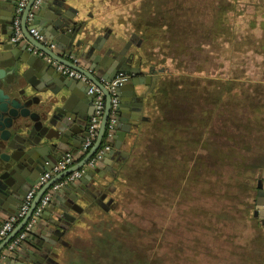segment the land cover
Instances as JSON below:
<instances>
[{
    "label": "rangeland",
    "instance_id": "374dc122",
    "mask_svg": "<svg viewBox=\"0 0 264 264\" xmlns=\"http://www.w3.org/2000/svg\"><path fill=\"white\" fill-rule=\"evenodd\" d=\"M142 1L102 8L111 25L136 31ZM162 1L182 52L169 56L165 26L144 32L143 53L164 68L150 120L100 185L103 203H86L71 222L56 264H264V229L253 215L264 151L260 0H177L188 12ZM219 5L228 9L215 27ZM199 29L214 32L203 42Z\"/></svg>",
    "mask_w": 264,
    "mask_h": 264
},
{
    "label": "water",
    "instance_id": "95a60500",
    "mask_svg": "<svg viewBox=\"0 0 264 264\" xmlns=\"http://www.w3.org/2000/svg\"><path fill=\"white\" fill-rule=\"evenodd\" d=\"M34 1H29L22 14V30L26 41L23 46H19L18 42L11 41L18 0H0V226L3 223L1 211L14 206L10 210L13 213L17 212V207L22 205L32 185L55 164L56 154L61 150L71 149L70 141L77 142L85 127H89L94 114L91 108L82 102L84 98L78 89L82 88L79 84L81 80L63 73L55 75L50 70V65L46 67L38 60V54H32L28 48L30 44L59 62L86 74L105 93L106 105L93 146L83 158L53 176L38 190L26 215L0 243V251L25 226L45 191L84 165L102 143L112 111V95L103 81L112 79L118 73L139 75L141 72V67L133 66L135 55L129 53L132 41L119 47V43L107 34L92 40L93 33L86 31L85 25L81 26L75 20L77 10L68 5L66 0L56 1L55 14L52 15L50 22L40 20V29L45 34L53 36L55 43H64L62 47L74 55H77L74 48H78L80 50L78 55L89 58L93 64L88 67L82 66L45 47L29 32L31 25L27 21V15ZM79 34L82 38L74 43ZM26 65L30 68L25 69ZM98 70L103 74L97 75ZM151 71L156 72L154 68H151ZM28 72L36 74L35 80L30 79L29 84H25L22 79L28 77ZM144 79L148 83L151 82L150 75ZM140 80L133 78L131 86L145 81ZM123 88L122 85L117 88L118 96L122 94ZM85 89L88 91L87 84ZM73 94L81 100L75 102ZM120 105H124L122 100ZM136 115L138 114L133 116L134 119L138 118ZM123 120L121 119L122 126L117 132L119 141L108 154V163H112L114 156L125 158L127 155V152L121 150V143L133 123L126 124ZM89 180H92V176L86 173L81 178V182L84 183L82 186L86 187ZM74 185L78 184L70 183L63 189L69 191ZM68 207L63 210L68 212ZM62 218L56 216L51 221L53 228H60L56 232L54 230L52 234L56 240L63 234Z\"/></svg>",
    "mask_w": 264,
    "mask_h": 264
},
{
    "label": "crops",
    "instance_id": "0c3cea01",
    "mask_svg": "<svg viewBox=\"0 0 264 264\" xmlns=\"http://www.w3.org/2000/svg\"><path fill=\"white\" fill-rule=\"evenodd\" d=\"M56 1L58 0H43L38 10L36 11L34 19L32 20V22H29V24L35 26L47 37V39L51 40V42H54L55 46L51 49L56 53H59L60 56H63L64 58H67L72 62H76L77 64L85 67L92 65L93 62L89 58H82L78 55V52H80L78 48H74V51L77 53V55H74L68 49L65 50L62 47L64 46V43H55L53 36L45 34L40 29L41 27L39 25V21L49 20L48 22H50V20L52 19V15L55 14L57 8ZM105 2H107V0H66V3L68 5L77 10L75 11V20L81 26L85 25L84 28L87 29L86 31H90L91 33H93L92 40L100 35L107 34L111 39H115L119 43V47L123 46L129 41H132V44L129 48V53L135 55L133 66L141 67V72L139 75H129V80L122 85L124 87L122 94L119 96L117 95V104L113 109L117 122L115 125L113 136L111 138V144L113 148H115V144L117 143V141H119V139L117 138V132L121 129L122 126L121 119H124L123 121H125L124 123L126 124L133 123L130 130L126 131L124 140L121 143V150L126 152V147L131 143L130 139L135 136L137 131L140 130V128L150 120L149 109L151 108V100L155 93L157 82H159V80L157 81L156 79L160 75L162 67H157L156 63L149 61V58L150 60H153V58L147 52L143 53L144 50L146 51L143 46H146L148 36L144 35V32H146L147 30H141L136 27V22L139 19V12L136 14L134 22L136 31H127L121 26L111 25L112 18H110L107 14V11L102 8V5ZM259 3L264 11V0H260ZM80 38H82V35H77L74 43ZM11 41L13 40L11 39ZM18 44L19 46H23L25 44V40L19 42ZM28 48L31 50L32 54H38V60L45 64L46 67H49L48 65H50V70H52L55 75H59L61 73L53 62H50L45 56L34 52L30 47ZM27 68L30 67L26 65L25 69ZM151 68H154L156 72H152ZM96 74L102 75L103 73L102 71L98 70ZM35 75L36 74H34L33 72H28V77L22 79L23 83L29 84L30 79L34 81ZM148 75L151 76L150 83H148L144 79V77ZM133 78H139V80L143 78L141 80L145 81L139 82V84H136L133 87L131 86ZM79 84L82 87L78 88L80 94L83 96L84 100L86 99L85 101L82 100V102L86 107L88 106L91 108V112L95 113L94 96L85 89L86 83H82V81H79ZM73 100L76 102L81 99L75 94ZM121 100L124 103L123 106L120 105ZM135 114H138L136 115L138 117L136 119H134L133 117ZM84 130L85 131L79 135V139L77 140V142H74L72 140L70 141V150H61L57 154L55 153V163L66 152L78 153V151L83 146L84 140L87 137L88 127H85ZM109 153H107L103 160L98 162L95 167H92L87 171V173L91 174L92 180H89V182L86 184V187L82 186L84 185V183L81 182V178L83 177L66 182L56 191L47 209H45L36 219L33 227L28 231L24 241L16 249L10 252L6 250L7 246L2 248V251L0 253H6L4 264H56L54 254L59 250V248H61L62 245H64L63 241L65 240V233L71 222L76 219L77 213L81 209H83L86 203L96 202L101 204L100 201H102L101 199L103 198V196H101L99 201L96 199V197L99 196L98 191L100 190V185L107 178H110L114 175V169L124 159L119 158L118 156H114L112 163H108L107 160ZM84 156H82L81 158H83ZM118 158L119 161L117 160ZM47 164L49 163L47 162ZM70 183L78 185H74L69 191L63 189ZM68 206H70V208ZM13 207L1 211L3 221L6 220L11 214H13V212H11L10 210ZM65 207L69 208L68 212L63 210ZM19 208L20 207H17V211L19 210ZM56 216L63 217L62 224L64 226L63 234L57 240L52 237V234L54 230L56 232L60 228H53L51 224V221L54 220Z\"/></svg>",
    "mask_w": 264,
    "mask_h": 264
},
{
    "label": "built area",
    "instance_id": "2783aa9c",
    "mask_svg": "<svg viewBox=\"0 0 264 264\" xmlns=\"http://www.w3.org/2000/svg\"><path fill=\"white\" fill-rule=\"evenodd\" d=\"M29 1L30 0H18L16 6V16L13 22L12 40L14 42L19 43L23 40L26 41L22 30V14L26 9ZM42 1L43 0H35L33 2L27 15L28 23L32 22V20L34 19L36 11L38 10ZM29 32L37 41L42 43L45 47L50 49L54 48L55 46L54 42H51V40L47 39V37L41 31H39L35 26L31 25ZM29 47L34 52L45 56L50 62H53L61 73L85 82L88 85V92L91 95H93L95 98L94 100L95 113L88 127L87 137L84 140L83 146L78 151V153L66 152L65 154H63V156L52 166V168L46 170L39 177V180L34 183V185L28 191V194L24 198V202L20 206L19 210L16 213L11 214L6 220L3 221V223L0 226V243H2L6 239V237L10 235V233L15 229V227L20 222V220L26 215L38 190L45 183H47L53 176L57 175L61 171L75 164L82 156H84L90 150V148L93 146L94 142L96 141L106 105L105 93L86 74H84L79 70L71 68L70 66L64 63L55 60L53 57L46 54L43 50L34 46L33 44H30ZM128 80H129V75L124 73H118L112 79L103 81L104 86L109 90V92L112 95V111L109 115L106 131L102 143L100 144L96 152L92 155V157L84 165H82L78 169H75L66 177L62 178L63 180L61 179L55 182L45 191V193L42 195L41 199L39 200L38 204L36 205L31 217L25 224V226L6 244L7 246L6 250L8 252L16 249L24 241L28 231L33 227L36 219L41 215V213L45 209H47V207L50 205L54 197V194L60 187H62L68 181L83 177V175L87 173V171L90 168L95 167L98 162L103 160V158L107 155V153L113 150V146L111 144V138L113 136L115 125L117 122L115 113L113 111L115 105L117 104L116 91L119 86L125 84ZM5 257H6L5 252L0 253V264H4Z\"/></svg>",
    "mask_w": 264,
    "mask_h": 264
},
{
    "label": "trees",
    "instance_id": "16d2710c",
    "mask_svg": "<svg viewBox=\"0 0 264 264\" xmlns=\"http://www.w3.org/2000/svg\"><path fill=\"white\" fill-rule=\"evenodd\" d=\"M171 1H173V3L168 6L171 7L173 12L175 10L176 11L186 10L184 6H182L181 8L178 5L177 0H171ZM225 9H228V8H225V6L221 7V5L217 7V13H215V16H214V22H217V24H214L215 27L216 25L221 26L222 21H223L222 18L225 17ZM165 10L166 9H164L163 7L162 0H143L141 3L140 10H139V16H138L139 19L136 22V27L141 30L142 29L144 30L160 29L161 30L165 26L166 33L164 31V34H162L161 37L166 42L169 56H171V58H176L177 55H179V52H182V48L179 46V39H177L179 32H178L177 27L175 26L174 16L171 14L170 16H168L170 8H167L166 11ZM186 11L188 12V10ZM188 27H187V33L188 32L191 33L190 28L188 29ZM199 31L202 32L203 35L200 38L195 36V39L198 40L199 38V40L203 42L204 41L207 42L208 37L206 35L210 36V33L214 32V31H211L210 29L208 31L205 30L204 32L201 29H199ZM187 42L188 41H186L185 46H187L188 48L190 46L188 45ZM164 95L167 96V91H165Z\"/></svg>",
    "mask_w": 264,
    "mask_h": 264
},
{
    "label": "flooded vegetation",
    "instance_id": "af4514ba",
    "mask_svg": "<svg viewBox=\"0 0 264 264\" xmlns=\"http://www.w3.org/2000/svg\"><path fill=\"white\" fill-rule=\"evenodd\" d=\"M253 190V215L257 219L258 224L264 229V151L260 156V164L258 166L257 176L255 177ZM100 198L96 197L98 201Z\"/></svg>",
    "mask_w": 264,
    "mask_h": 264
}]
</instances>
